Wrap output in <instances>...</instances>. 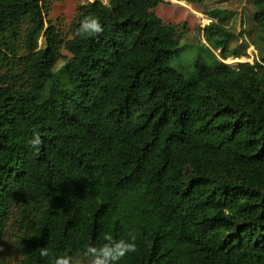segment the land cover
<instances>
[{"label":"trees","instance_id":"trees-1","mask_svg":"<svg viewBox=\"0 0 264 264\" xmlns=\"http://www.w3.org/2000/svg\"><path fill=\"white\" fill-rule=\"evenodd\" d=\"M54 1L0 0V264L82 259L129 231L118 264H264V52L232 66L206 46L187 78L163 0H84L66 35ZM228 14L209 12L208 43ZM85 17L103 33L77 35Z\"/></svg>","mask_w":264,"mask_h":264},{"label":"rangeland","instance_id":"rangeland-1","mask_svg":"<svg viewBox=\"0 0 264 264\" xmlns=\"http://www.w3.org/2000/svg\"><path fill=\"white\" fill-rule=\"evenodd\" d=\"M82 1L84 0L53 2L50 18L63 34H68L77 7ZM214 9L227 10L229 17L222 26L218 27L220 35L216 41L208 43L205 28L211 22L209 12ZM255 11L253 0H204L203 3L163 0L155 8V12L165 23L173 24L178 34H181L180 52L173 55L170 65L181 70L187 78L192 75L196 66L199 72L205 76L207 74L206 66L196 62V59L200 57L207 62L211 61V55L206 46L214 50L217 58L223 59L232 66L239 62H252L262 51L264 52V42L253 20ZM216 47L218 48L216 49ZM242 50L246 51L247 56L235 55ZM224 53L228 54V57L224 58ZM62 54L70 56L65 49L62 50ZM64 62L65 58H61L57 67L62 66ZM6 256L12 261L18 259V256L12 251L11 245H8L6 249Z\"/></svg>","mask_w":264,"mask_h":264},{"label":"clouds","instance_id":"clouds-1","mask_svg":"<svg viewBox=\"0 0 264 264\" xmlns=\"http://www.w3.org/2000/svg\"><path fill=\"white\" fill-rule=\"evenodd\" d=\"M107 2V0H105ZM104 31V27L100 20L95 17H85L77 29V35L82 37L100 35ZM28 145L32 148H39L42 144L41 136L38 133L27 141ZM128 238H114L110 232L103 235L104 243L99 246L92 244L86 245L83 251V260L79 257L63 254L53 256L50 264H118L129 253L137 251L136 235L133 231H129ZM41 257H49L50 250L48 246L40 247Z\"/></svg>","mask_w":264,"mask_h":264}]
</instances>
